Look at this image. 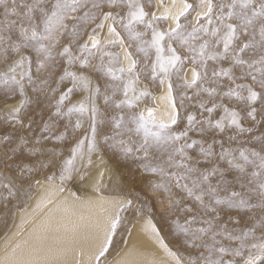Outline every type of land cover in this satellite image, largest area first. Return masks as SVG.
<instances>
[{"label": "snow or ice", "instance_id": "snow-or-ice-1", "mask_svg": "<svg viewBox=\"0 0 264 264\" xmlns=\"http://www.w3.org/2000/svg\"><path fill=\"white\" fill-rule=\"evenodd\" d=\"M0 95V264H264V0H0Z\"/></svg>", "mask_w": 264, "mask_h": 264}, {"label": "rangeland", "instance_id": "rangeland-1", "mask_svg": "<svg viewBox=\"0 0 264 264\" xmlns=\"http://www.w3.org/2000/svg\"><path fill=\"white\" fill-rule=\"evenodd\" d=\"M18 99L19 98L17 97L15 99L8 100L3 95H0V114L6 111L9 105L17 103ZM105 160L107 161L108 166L116 172V176L114 177L112 184L109 185V188L106 190V194L120 195L122 194L121 188H123L124 191H127L132 188L139 189L140 187H142L143 178L141 177L140 170L138 169L136 164L132 163L131 161H124L123 159L118 160L115 157H112L111 153L105 155ZM71 190L78 191L79 194H81L83 191L80 189L79 185H72ZM28 201L29 200L26 197L23 198L20 202L13 201V203L16 204V207L11 208V211L9 213V226H11L13 221L11 218V213H15L16 211L22 209L28 203ZM2 212L3 210L0 209V237L4 234L5 231L2 223ZM154 222H156L157 225L160 227H163L166 224V219L159 214L158 208L157 213L154 216ZM162 235H164L165 237L168 236L166 228H164ZM117 239H120L119 236L117 237ZM174 244L175 242L171 241L170 246ZM122 245L123 243L121 241V243L113 249L109 257H112Z\"/></svg>", "mask_w": 264, "mask_h": 264}, {"label": "bare ground", "instance_id": "bare-ground-1", "mask_svg": "<svg viewBox=\"0 0 264 264\" xmlns=\"http://www.w3.org/2000/svg\"><path fill=\"white\" fill-rule=\"evenodd\" d=\"M159 103H160V102L157 101V104H159ZM161 106H162V105H161ZM79 187H80V186H79ZM81 195H84V192H83V191H82ZM109 195H113V194H109ZM35 198H36V197L33 196V199H32V200H29L28 203H27L22 209H20V210H18V211L15 212V214H16L15 222H17V223L19 222V216H20L21 211H22L23 209H25L26 207H28V208L30 209V207L32 206V204H33L34 201H35ZM12 224H13V221H12ZM12 224H11V225H12ZM10 230H14V229H11V226H10ZM3 235H4V234H3ZM3 235L0 237V243H2ZM142 242L145 243V245L148 247L149 250H154V249H152V246H151V245H147V242L144 241L143 236L140 235L138 232H134V233H133V236H132V238H131L130 241H129V246H132V245H139V244H141ZM123 249H124V246L122 245V246L119 248V250H118L117 252H121V253H122ZM117 252H116L112 257H109V260H112L113 258H116V256H117ZM157 255L159 256L160 253H157Z\"/></svg>", "mask_w": 264, "mask_h": 264}]
</instances>
